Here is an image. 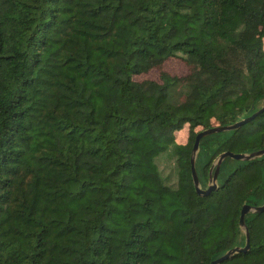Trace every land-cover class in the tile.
Wrapping results in <instances>:
<instances>
[{"label": "trees", "instance_id": "1", "mask_svg": "<svg viewBox=\"0 0 264 264\" xmlns=\"http://www.w3.org/2000/svg\"><path fill=\"white\" fill-rule=\"evenodd\" d=\"M263 97L264 0H0V264H211L244 246L264 155L224 158L204 194L190 158ZM263 148L264 108L202 137L201 187L222 152ZM244 220L249 247L219 264H264V210Z\"/></svg>", "mask_w": 264, "mask_h": 264}, {"label": "water", "instance_id": "2", "mask_svg": "<svg viewBox=\"0 0 264 264\" xmlns=\"http://www.w3.org/2000/svg\"><path fill=\"white\" fill-rule=\"evenodd\" d=\"M264 108V97L262 99V106L259 110H262ZM258 110V111H259ZM254 112L252 113L250 116L242 118L238 121H235L234 123L231 124H227V125H221V126H214V127H209L206 129H203L201 131H199L194 139V143L192 146V154H191V158H190V168H191V177H192V182H193V186L194 189L197 193L199 194H204L206 192H209L215 188H217V175H218V170H219V166L222 162V160L226 157H230L236 160H251L253 158H257L260 157L262 155H264V148L263 149H259L250 153H232L230 151H225L222 152L221 154H219L215 160L212 162L211 167L209 169V178H208V183L206 188H202L200 183H199V179H198V175H197V171L195 168V159L197 156V152L199 149V142L200 139L206 135H210L212 133H217V132H223V131H229L232 129H236L238 128L241 124L245 123L246 121H248L249 119H251L252 117H254V115L258 112ZM214 168V171L212 172V169ZM264 210V203L262 205H257V206H252L249 204H243L242 208L240 210V215H239V221H238V225L239 228L244 232L245 234V244L244 246H235L233 248L228 249L225 253H223L221 256H219L218 258H216L215 260H213L211 262V264H219L223 259L232 256L233 254L240 252V251H245L248 247H249V233H248V228L245 224V216L246 214L253 212V213H258Z\"/></svg>", "mask_w": 264, "mask_h": 264}, {"label": "rangeland", "instance_id": "3", "mask_svg": "<svg viewBox=\"0 0 264 264\" xmlns=\"http://www.w3.org/2000/svg\"><path fill=\"white\" fill-rule=\"evenodd\" d=\"M167 70L171 71V72H176V73H182L183 72V66L180 64V62L178 60H170L166 63V67ZM147 77H152L155 78L156 77V72H150L148 75H145Z\"/></svg>", "mask_w": 264, "mask_h": 264}]
</instances>
